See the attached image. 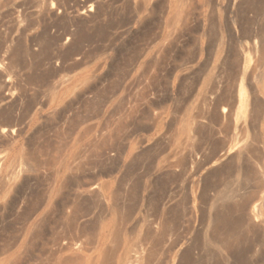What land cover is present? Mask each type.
Wrapping results in <instances>:
<instances>
[{"label":"rangeland","instance_id":"rangeland-1","mask_svg":"<svg viewBox=\"0 0 264 264\" xmlns=\"http://www.w3.org/2000/svg\"><path fill=\"white\" fill-rule=\"evenodd\" d=\"M256 38L264 0H0V264H264Z\"/></svg>","mask_w":264,"mask_h":264},{"label":"bare ground","instance_id":"bare-ground-1","mask_svg":"<svg viewBox=\"0 0 264 264\" xmlns=\"http://www.w3.org/2000/svg\"><path fill=\"white\" fill-rule=\"evenodd\" d=\"M91 3H92V2H91ZM92 4H93V3H92ZM90 6H91V5H90ZM95 7H96V5H95ZM95 7H94V8H95ZM84 8H86V7H84ZM49 12H50V11H49ZM56 14H57V13H56ZM87 14H89V12H87ZM86 16H87V15H86ZM172 16H173V15H172ZM259 37H261V36H259ZM67 39H68V38H67ZM258 39H259V38H256V42H255L256 49H257V51L259 50V51L262 53V55H263V52H264V42H262V47H261V45H259V41H260V40L257 42ZM263 41H264V40H263ZM65 45H66V43H65ZM253 45H254V44H253ZM255 45H254V46H255ZM1 47H2V46H1ZM10 49H11V48H10ZM256 49H255V50H256ZM7 50H8V49H7ZM7 50H6L5 52H7ZM255 50H254V51H255ZM262 51H263V52H262ZM0 52H1V51H0ZM1 54H2V53H1ZM9 55H10V51H9ZM9 55L7 54V56H9ZM160 55H161V54H160ZM259 55H260V53H259ZM262 57L264 58V56H262ZM75 58H76V57H75ZM5 59H6V58H5ZM7 59H9V58L7 57ZM259 59H260V58H259ZM9 60H10V59H9ZM9 60L7 61V63L9 62ZM76 61H77V60H76ZM0 63H1V62H0ZM2 63H5V62H2ZM2 63H1V64H2ZM80 63H81V62H80ZM260 63H261V62H260ZM10 64H11V63L9 62V65H10ZM77 65H78V63H77ZM77 65H76V66H77ZM257 65H258V64H257ZM3 66H5V65H3ZM12 66H13V65H12ZM259 67H261V66H259ZM1 68H2V65H1ZM9 69H11V68L9 67ZM256 69H257V68H256ZM257 70L259 71V69H257ZM254 71H256V70H254ZM0 72H1V71H0ZM256 75H257V74H256ZM0 77H2V76H0ZM3 77H4V76H3ZM4 78H5V77H4ZM2 80H4V79L2 78ZM2 80H1V81H2ZM216 81H218V80H216ZM251 81H252V80H251ZM261 81H263V80H261ZM218 82H219V81H218ZM3 83H6V82L4 81ZM7 83H8V82H7ZM220 83H221V81H220ZM251 83H252V82H251ZM0 84H1V83H0ZM219 85H220V84H219ZM0 88H1V86H0ZM3 88L5 89V87L2 86V90H3ZM12 88H13V87H12ZM250 91H251V90H250ZM3 95H4V94H3ZM226 96H228V95H226ZM208 97H209V96H208ZM229 97H230V96H229ZM229 97H228V99H229ZM230 99H231V98H230ZM232 99H233V97H232ZM232 99H231V101H233ZM206 100H207V99H206ZM253 100H254V99H253ZM213 101H215V100H213ZM213 101H211V102H213ZM227 102H228V101H227ZM227 102H226V103H227ZM213 103H214V102H213ZM235 103H236V102H235ZM221 104H222V103H221ZM232 104H234V103H232ZM232 104H231V105H232ZM261 104H262V103H261ZM209 105H210V104H209ZM216 105H217V104H216ZM216 105H215V106H216ZM234 105H235V104H234ZM246 106H247V105H246ZM202 107H203V106H202ZM211 107H212V106H211ZM218 107H219V106H218ZM221 108H222V107H221ZM227 108H228V107H227ZM257 108H258V107H257ZM222 109H223V108H222ZM230 109H231V108H230ZM253 109H254V108H253ZM261 109H262V107H261ZM195 110H196V109H195ZM218 111H219V110H218ZM252 111H253V110H252ZM254 111H255V110H254ZM256 111H257V110H256ZM201 112H202V111H201ZM204 112H205V111H204ZM220 112H221V111H220ZM226 112H227L226 109H223L221 114L224 115V114H226ZM200 114H201V113H200ZM230 114H231V113H230ZM226 115H227V114H226ZM2 116H3V115H2ZM5 116H6V115H5ZM215 116H216V115H215ZM227 116H228V115H227ZM227 116H226V117H227ZM157 117H158V116H157ZM226 117H225V118H226ZM3 118H4V117H3ZM3 118H2V119H3ZM215 118H216V117H215ZM18 119H19V118H18ZM155 119H157V118H155ZM155 119H154V120H155ZM212 119H214V118L212 117ZM228 119H229V118H228ZM9 120H10V119H9ZM19 120H20V119H19ZM207 120H208V119H207ZM214 120H216V119H214ZM6 121H7V118H6ZM155 121H156V120H155ZM210 121H211V120H210ZM216 121H217V120H216ZM231 121H232V120H231ZM231 121H230V122H231ZM0 122H1V121H0ZM0 124H1V123H0ZM203 124H205V123H202V125H203ZM253 124H254V123H253ZM253 124H252V125H253ZM2 125H4V123H2ZM226 125H227V124H226ZM228 125H229V124H228ZM164 126H165V125H164ZM110 127H111V126H110ZM120 127H121V126H120ZM252 127H253V126H252ZM223 128H225V127H223ZM117 129H118V128H117ZM13 131H14V130H13ZM113 131H114V130H113ZM117 131H118V130H117ZM8 132H9V131H8ZM8 132H7V133H8ZM2 133L4 134L5 131L2 132ZM7 133L5 134L6 136H8ZM171 133H172V132H171ZM10 134H11V133H10ZM10 134H9V136H11ZM14 134L16 135V131H15ZM3 136H4V135H3ZM3 136H2V138H3ZM4 137H5V136H4ZM11 137H12V136H11ZM97 137H98V135H97ZM157 138H158V137H157ZM12 139H13V138H12ZM12 139H11V140H12ZM95 139H96V138H95ZM102 139H103V138H102ZM9 140H10V137H9ZM13 140H14V139H13ZM78 141H79V140H78ZM193 141H194V140H193ZM1 142H2V141H1ZM146 142H147V141H146ZM148 142H149V141H148ZM194 143H195V142H194ZM91 144H92V143H91ZM91 144H90V145H91ZM195 144H196V143H195ZM90 145H88V146H90ZM191 146H192V145H191ZM84 147H85V146H84ZM84 147H83V148H84ZM86 147H87V146H86ZM150 147H151V146H150ZM186 148H187V147H186ZM192 148H193V147H192ZM196 148H198V147H196ZM196 148H195V149H196ZM223 148H224V147H223ZM85 149H86V148H85ZM87 149H88V147H87ZM34 150H35V149H34ZM36 150H37V149H36ZM90 150H91V148L89 149V151H90ZM84 152H86V151H84ZM87 152H88V151H87ZM38 153H39V152H38ZM89 153H91V151H90ZM92 153H93V151H92ZM185 153H186V152H185ZM187 153H188V152H187ZM40 154H41V153H40ZM58 154H59V153H58ZM78 154H79V153H78ZM80 154H81V153H80ZM192 154H193V153H192ZM38 155H39V154H38ZM223 155H224V154H223ZM33 156H34V154H33ZM36 156H37V155H36ZM76 156H77V155H76ZM88 156H89V154L87 155V157H88ZM201 156H202V155H201ZM208 156H209V155H208ZM208 156H207V157H208ZM30 157H32V155L29 156V159H31ZM37 157H38V156H37ZM83 157H84V156H83ZM193 157H194V156H193ZM32 158H34V157H32ZM35 158H36V157H35ZM88 158H89V157H88ZM200 158H202V157H200ZM205 158H206V157H205ZM211 158H212V157H211ZM57 159H58V158H57ZM78 159H79V157H78ZM193 159H194V158H193ZM31 160H32V159H31ZM44 160H45V159H44ZM51 160H52V159H51ZM35 161H36V159H35ZM48 161H49V160H48ZM75 162H76V159H75ZM206 162H207V161H206ZM37 163H38V162H37ZM50 163H52V162H50ZM50 163H49V164H50ZM70 163H71V162H70ZM78 163H80V162H78ZM222 163H223V162H222ZM38 164H39V163H38ZM38 164H37V165H38ZM49 164H48V165H49ZM80 164H81V163H80ZM22 165H23V164H22ZM40 165H41V164H40ZM191 165H192V164H191ZM197 165H198V164H197ZM66 166H67V165H66ZM69 166H70V165H69ZM169 166H170V165H169ZM42 167H43V166H42ZM80 167H81V165H80ZM72 169H73V168H71V171H74V169H73V170H72ZM27 170L29 171V167H28ZM260 170H261V169H260ZM18 171H19V170H18ZM69 171H70V170H69ZM74 173H75V172H74ZM18 174H19V173H18ZM20 174H21V173H20ZM72 174H73V173H72ZM261 176H262V174H261ZM78 177H79V176H78ZM66 179H68V178H66ZM70 179H71V178H70ZM73 179H74V178H73ZM77 179H78V178H77ZM80 179H81V178H80ZM256 180H257V179H256ZM70 181H71V180H70ZM70 181H69V183H70ZM93 181H94V180H93ZM93 181H92V183L97 182V181H95V182H93ZM245 181H246V180H245ZM262 181H263V180H262ZM52 182H53V180H52ZM76 182H77V181H76ZM246 182H247V181H246ZM246 182H245V183H246ZM71 183H72V182H71ZM92 183H90V184H92ZM106 183H107V182H106ZM248 183H249V181H248ZM74 184H75V183H74ZM81 184H82V183H81ZM82 185H84V184H82ZM85 185H86V184H85ZM85 185L83 186V188H86ZM63 186H64V185H63ZM257 186H258V183H257ZM59 188H60V187H59ZM87 188H88V187H87ZM89 188H90V187H89ZM103 188H104V187H103ZM69 189H70V188H69ZM83 190H84V189H83ZM86 190H87V189H86ZM91 190H92V189H91ZM224 191H225V190H224ZM90 192L92 193V191H90ZM93 192H95L94 189H93ZM235 192H236V191H235ZM88 193H89V192H88ZM88 193H87V194H88ZM89 194H90V193H89ZM230 194H232V193H230ZM235 194H236V193H235ZM245 194H246V193H245ZM77 195H78V194H77ZM91 195H92V194H91ZM226 195H227V194H226ZM226 195H225V196H226ZM250 195H251V194H250ZM89 196H90V195H89ZM228 196H229V195H228ZM45 197H47V196H45ZM101 197H102V195H101ZM238 197L240 198L239 195H238ZM247 197H248V195L246 196V198H247ZM97 198H98V197H97ZM114 198H115V196H114ZM114 198H113V199H114ZM226 198H227V197H226ZM228 198H229V197H228ZM230 198H231V196H230ZM241 198H242V197H241ZM44 199H45V198H44ZM84 199H85V198H84ZM86 199H87V198H86ZM91 199H92V198H91ZM98 199H99V198H98ZM115 200H116V199H115ZM117 200H119V199H117ZM244 200H245V199H244ZM244 200H243V201H244ZM63 201H64V200H63ZM243 201H242V202H243ZM44 202H45V201H44ZM54 202H55V201H54ZM222 202H223V201H222ZM69 203H70V202H69ZM82 203H83V202H82ZM240 203H241V202H240ZM246 203H248V202L246 201ZM86 204H87V203H86ZM63 205H64V204H63ZM115 205H116V204H115ZM115 205H114V206H115ZM117 205H118V204H117ZM117 205H116V206H117ZM238 205H239V204H238ZM243 205H244V204H243ZM87 206H88V205H87ZM106 206H107V205H106ZM255 206H256V205H255ZM255 206H254V209H255ZM103 207H104V206H103ZM247 207H248V206H247ZM38 208H39V207H38ZM38 208H37V209H38ZM76 208H77V206L74 207L75 210H76ZM78 208H79V206H78ZM218 208H219V207H218ZM118 209H119V207H118ZM236 209H238V208H236ZM244 209H245V208H244ZM65 210H66V209H65ZM75 210H73V211L75 212ZM78 210H79V209H77L76 212H78ZM85 210H86V209H85ZM71 211H72V209H71ZM242 212H243V211H242ZM256 212H258L257 209H256ZM84 213H85V212H84ZM74 214H75V213H74ZM87 214H89V213H87ZM100 214H101V213H100ZM258 214H259V213H258ZM124 215H125V214H124ZM75 216H77V215H75ZM120 216H121V215H120ZM120 216H119V217H120ZM242 218H243V217H242ZM255 218H256V217H255ZM70 220H71V219H70ZM96 220H97V219H96ZM127 220H128V219H127ZM256 220H257V219H256ZM25 221H26V220H25ZM73 221H74V220H73ZM73 221H72V222H73ZM128 221H129V220H128ZM136 221H137V220H136ZM37 222H38V221H37ZM42 222H43V221H42ZM42 222H41V223H42ZM75 222H76V221H75ZM119 222H120V221H119ZM257 222H258V220H257ZM51 223H52V222H51ZM218 223H219V222H218ZM42 224H44V223H42ZM71 224H72V223H71ZM134 224H135V223H134ZM172 224H173V223H172ZM21 225H22V224H21ZM34 225H35V224H34ZM37 225H38V224H37ZM47 225H48V224H47ZM59 225H60V224H59ZM62 225H64V224H62ZM153 225H155V224H153ZM157 225H158V224H157ZM157 225H156V227H157ZM217 225H219V224H217ZM81 226H82V225H81ZM83 226H84V225H83ZM261 226H262V225H261ZM24 227H25V225H24ZM33 227H34V226H33ZM39 227H40V223H39ZM46 227H47V226H46ZM57 227H58V226H57ZM59 227H62V226H59ZM153 227H154V226H153ZM226 227H227V226H226ZM36 228H38V227H36ZM62 228H63V227H62ZM120 228H121V227H120ZM32 229H33V228H32ZM34 229H35V228H34ZM40 229H41V228H40ZM43 229H44V228H43ZM52 229H53V228H52ZM56 229H57V228H56ZM63 229H64V228H63ZM65 229H66V228H65ZM217 229H219V228L217 227ZM217 229H216V227H215V229H213V230H217ZM235 229H237V228H235ZM46 230H47V229H46ZM73 230H74V229H73ZM73 230H72V231H73ZM219 230H220V229H219ZM35 231H36V230H35ZM55 231H57V230H55ZM55 231H54V232H55ZM68 231H69V230H68ZM83 231H84V230H83ZM83 231H82V232H83ZM86 231H87V230H86ZM223 231H224V230H223ZM21 232H22V231H21ZM37 232H38V230H37ZM39 232L42 233L41 230H40ZM45 232H47V231H45ZM219 232H220V231H219ZM33 233H34V231L32 230V235H34ZM214 233H215V231H214ZM223 233H224V232H223ZM56 234H57V233H56ZM58 234H59V232H58ZM60 234H61V233H60ZM60 234H59V235H60ZM72 234H73V233H72ZM79 234H81V233H79ZM87 234H88V233H87ZM218 234H219V233H218ZM13 235H14V234H13ZM13 235H12V236H13ZM20 235H21V234H20ZM44 235H45V234H44ZM44 235H43V236H44ZM52 235H53V234H52ZM67 235H68V234H67ZM83 235H84V234H83ZM227 235H228V234H227ZM227 235H226V236H227ZM29 236H30V235H29ZM29 236H28V239H29ZM34 236H35V235H34ZM34 236H33V237H34ZM41 236H42V235H41ZM41 236L39 235L40 238H42ZM65 236H66V234H65ZM65 236H64V238H65ZM217 236H218V235H217ZM52 237H53V236H52ZM72 237H75V236L72 235ZM72 237H71V238H72ZM80 237H81V236H80ZM144 237H145V236H144ZM144 237H143V238H144ZM239 237H240V236H239ZM40 238H39L38 240H40ZM62 238H63V237H62ZM66 238H67V237H66ZM151 238H152V237H151ZM227 238H228V237H227ZM32 239H33V238H32ZM35 239L37 240V238H35ZM56 239H57V237H56ZM72 239H73V238H72ZM219 239H220V238H219ZM33 240H34V239H33ZM52 240L55 241L54 239H52ZM75 240H76V239H75ZM75 240H74V241H75ZM84 240H85V238H84ZM90 240L92 241V239H90ZM176 240H178V239H176ZM11 241H12V240H11ZM30 241H32V240L30 239ZM30 241H29V242H30ZM49 241H50V240H49ZM53 241H50V242H53ZM56 241H57V240H56ZM62 241H66V242H68L67 240H62ZM149 241H151V240H149ZM168 241H169V240H168ZM170 241H171V240H170ZM232 241H233V240H232ZM7 242H9V241H7ZM7 242H6V243H7ZM16 242H17V241H16ZM38 242H39V241H38ZM50 242H49V243H50ZM75 242H76V241H75ZM75 242H74V243H75ZM89 242H90V241H89ZM114 242L116 243V241H114ZM152 242H153V241H152ZM165 242H167V241H165ZM220 242H221V241H220ZM222 242H224V241H222ZM222 242H221V243H222ZM32 243H34V244H29V245H31L29 248H34V247H36V245H35V240L32 241ZM47 243H48V242H47ZM55 243H56V242H55ZM55 243H54V245H56V244H57L58 246L60 245V244H58V242H57L56 244H55ZM59 243H60V242H59ZM76 243H79V242H76ZM76 243H75V244H76ZM91 243H92V242H91ZM155 243H157V242H155ZM2 244H3V243H2ZM27 244H28V243H27ZM27 244H26V246H27ZM66 244L71 245L70 243H66ZM224 244H225V243H223V245H224ZM0 245H1V244H0ZM10 245H11V243H10ZM17 245H18V244H17ZM29 245H28V246H29ZM57 245H56V246H57ZM64 245H65V243H64ZM79 245H80V244H79ZM114 245H116V244H114ZM167 245H168V244H167ZM220 245H221V244H220ZM225 245H227V244H225ZM4 246H5V245H4ZM20 246H21V245H20ZM22 246H23V245H22ZM32 246H33V247H32ZM38 246H39V245H38ZM61 246H62V245H61ZM72 246H73V245H72ZM76 246H77V245H76ZM76 246H75V247H76ZM164 246H165V245H164ZM228 246H229V244H228ZM10 247H13V246H10ZM23 247H24V246H23ZM39 247H40V246H39ZM62 247H63V246H62ZM62 247H61V248H62ZM66 247H67V246H65V248H66ZM78 247H79V246H78ZM117 247H118V246H117ZM144 247H145V246H144ZM232 247H233V246H232ZM25 248H27V247H25ZM36 248H37V247H36ZM41 248H42V246H41ZM53 248H54V246H53ZM70 248H71V247H70ZM80 248H81V246H80ZM80 248H77V247H76V249H78V250H79ZM106 248H107V247H106ZM147 248H150V249H151V247H147ZM155 248H156V247H155ZM157 248H158V247H157ZM7 249H8V248H7ZM22 249H23V248H22ZM74 249H75V248H74ZM74 249H73V250H74ZM82 249H83V248H82ZM109 249H110V248H109ZM114 249H115V248H114ZM118 249H119V248H118ZM142 249H144V248H142ZM158 249H159V248H158ZM176 249H177V248H176ZM4 250H5V249H4ZM40 250H41V249H40ZM59 250H61V249L59 248ZM62 250H65V249H62ZM62 250H61V251H62ZM224 250H225V249H224ZM6 251H7V250H6ZM25 251H27V250H25ZM33 251H34V249H33ZM38 251H39V250H38ZM87 251H88V250H87ZM108 251H109V250H108ZM112 251H114V250H112ZM41 252H42V253L44 252L43 249L41 250ZM47 252H49V251H47ZM51 252H52V251H51ZM151 252H152V251H151ZM31 253H32V252H31ZM59 253H60V252H59ZM138 253H139V254H138V255H139L138 257L141 258V260H142L143 258H145L146 256H148V257L151 256V254L147 255L145 252H142V253H141V252H138ZM152 253H153V252H152ZM20 254H21V253H20ZM27 254H28V253H27ZM44 254H45V253H44ZM49 254H51V253L49 252ZM73 254H74V253H73ZM76 254H77V253H76ZM103 255H104V254H103ZM113 255H114V254H113ZM136 255H137V254H136ZM54 256H55V255H54ZM73 256H74V255H73ZM25 257H26V256H25ZM39 257H40V256H39ZM49 257H50V256H49ZM49 257H48V258H49ZM71 257H72V256L70 255V258L68 257V259H72ZM74 257H75V256H74ZM74 257H73V258H74ZM77 257H78L79 259L76 260V261H77V262L80 261V262H79V263H77L76 261H75V262H76L77 264H81V260H82L81 257L78 256V254H77ZM77 257H76V258H77ZM82 257H83V256H82ZM41 258H42V257H41ZM48 258H47V259H48ZM66 258H67V257H66ZM76 258H74V259H76ZM109 258H110V257H109ZM151 258H153V256H152ZM19 259H21V258L19 257ZM27 259H29V258L27 257ZM31 259H32V258H31ZM74 259H73V261H74ZM80 259H81V260H80ZM104 259H105V258H104ZM40 260H41V259H40ZM40 260H39V261H40ZM62 260H63V259H59L60 263H62V262H61ZM101 260H102V259H101ZM136 260H137V262H138V258H137ZM144 260H145V259H144ZM149 260H150V259H148V261H149ZM18 261H20V260H17V263H19ZM22 261H23V260H22ZM32 261H33V259H32ZM36 261H37V260H36ZM56 261H57V260H56ZM64 261H65V259H64ZM82 261H83V260H82ZM103 261H104V260H103ZM139 261H140V260H139ZM14 262H15V261H14ZM41 262H42V261H41ZM43 262H44V260H43ZM53 262H54V261H53ZM141 262H142V261H141ZM145 262H146V260H145ZM22 263H23V262H22ZM39 263H40V262H39ZM60 263H59V264H60ZM67 263H69V262H67ZM71 263H72V262H71ZM71 263H70V264H71ZM103 263H104V262H103ZM10 264H12V262H11ZM15 264H16V263H15ZM35 264H36V263H35ZM45 264H46V263H45ZM49 264H50V263H49ZM53 264H54V263H53ZM56 264H57V263H56ZM82 264H84V263H82ZM104 264H105V263H104Z\"/></svg>","mask_w":264,"mask_h":264},{"label":"crops","instance_id":"crops-1","mask_svg":"<svg viewBox=\"0 0 264 264\" xmlns=\"http://www.w3.org/2000/svg\"><path fill=\"white\" fill-rule=\"evenodd\" d=\"M151 241L155 242V241H157V239H152Z\"/></svg>","mask_w":264,"mask_h":264}]
</instances>
